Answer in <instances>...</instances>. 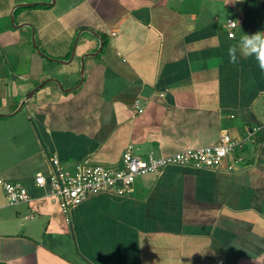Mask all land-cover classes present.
<instances>
[{"label": "crops", "instance_id": "0c3cea01", "mask_svg": "<svg viewBox=\"0 0 264 264\" xmlns=\"http://www.w3.org/2000/svg\"><path fill=\"white\" fill-rule=\"evenodd\" d=\"M236 22L230 37L228 21ZM264 31V0H0V264H264V134L229 170L168 165L128 195L69 213L51 157L121 166L242 137L264 112V73L229 45Z\"/></svg>", "mask_w": 264, "mask_h": 264}, {"label": "built area", "instance_id": "2783aa9c", "mask_svg": "<svg viewBox=\"0 0 264 264\" xmlns=\"http://www.w3.org/2000/svg\"><path fill=\"white\" fill-rule=\"evenodd\" d=\"M228 25L231 28L229 36L234 37L236 22L230 19ZM262 134H264V112L261 120L247 128L242 137L236 138L224 133L213 144L189 147L169 155L149 153L142 156L136 153L135 145L129 143L122 154L121 166L96 163L92 158L87 157L79 160L73 171H68L63 167L60 158L54 155L51 157V174L46 176L38 173L35 181L42 187L50 184L49 193L56 197L64 211L69 213L72 207L98 193L128 195L133 191L134 183L139 176L158 173L168 165L218 169L227 161V169H236L246 163L245 157L236 152L243 150L248 141L258 142ZM0 184L4 189L7 205L31 200V194L23 184L6 179L1 171Z\"/></svg>", "mask_w": 264, "mask_h": 264}, {"label": "clouds", "instance_id": "9594fccd", "mask_svg": "<svg viewBox=\"0 0 264 264\" xmlns=\"http://www.w3.org/2000/svg\"><path fill=\"white\" fill-rule=\"evenodd\" d=\"M238 51L242 56L254 58L259 70L264 73V31L245 33L237 43L229 45L227 50L229 63L238 62Z\"/></svg>", "mask_w": 264, "mask_h": 264}]
</instances>
